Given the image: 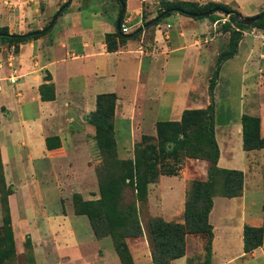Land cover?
Here are the masks:
<instances>
[{
    "label": "crops",
    "instance_id": "crops-1",
    "mask_svg": "<svg viewBox=\"0 0 264 264\" xmlns=\"http://www.w3.org/2000/svg\"><path fill=\"white\" fill-rule=\"evenodd\" d=\"M137 1L134 8L129 7L130 0L125 2L123 22L128 27L126 33L142 27L145 17L143 2L158 4V0ZM183 1L234 2L236 9L245 15L253 14L254 9L264 4V0L258 4L247 0ZM151 3L149 19L159 8ZM118 11L116 0H73L48 33L17 46L0 44V159L7 182L17 178L19 189L34 191L29 209L34 224L29 231L32 237L40 238L36 250L42 264L119 263L110 250L103 254L95 250L87 252L80 236L88 231L84 229L81 235L73 226L70 214L50 215L42 204L41 189L47 184L43 175L40 176L39 162L47 155L46 137L52 123L64 116L66 124L82 123L85 130L93 134L94 126L87 118L96 108L97 95L114 93L116 154L121 159H128L133 158L134 143L141 132L155 134L157 122L178 121L183 110L201 108L207 100L199 80L208 74L209 63L216 53L214 45H207L215 27L213 21L194 19L173 11L158 24L143 28L135 37L118 43L116 49L108 50L105 35L116 30ZM6 20L11 21L9 15L7 18L0 15V27L8 26L10 33L28 31L12 30ZM23 21L27 22L26 17ZM149 28H152V35L146 40L145 33ZM242 42L238 46V56L244 53ZM13 70L17 79L10 82L7 77ZM252 77L254 107L258 108L260 133L264 136V74L254 72ZM42 84L53 86L52 99H42ZM241 89L246 90L244 81H241ZM222 137L220 142L216 135L218 167L245 172L252 160L264 164V148L243 149L241 123L238 135ZM64 147L69 158L71 146L64 143ZM238 156L241 161L235 159ZM186 186L185 178L160 175L149 186V213L153 217L173 220L184 210ZM217 200L221 205L218 212L223 222L221 225L226 224L225 239L221 241L217 238L216 222L212 223L213 217H217ZM212 201L208 214L213 231L210 264H238L236 256L244 254V226L262 224V185L255 196L244 183L240 195L216 194ZM9 202L14 224L15 199L10 197ZM233 239L238 245L234 249L231 245ZM258 251L262 254L257 257L256 264H264V243L250 257H255ZM188 256L186 248L185 254L172 260L171 264H187ZM201 256L204 257V250ZM135 259L138 264H152L146 254H135Z\"/></svg>",
    "mask_w": 264,
    "mask_h": 264
},
{
    "label": "rangeland",
    "instance_id": "rangeland-1",
    "mask_svg": "<svg viewBox=\"0 0 264 264\" xmlns=\"http://www.w3.org/2000/svg\"><path fill=\"white\" fill-rule=\"evenodd\" d=\"M66 1L0 0V15L5 18L9 15L11 21L6 20V23L12 25V30L40 29L49 23L55 11ZM175 1L158 0V4L143 2L144 16L149 19L152 11L149 10L150 3L157 5V8L160 9ZM260 1L247 0L252 4H258ZM136 4H138L137 0H130L129 7L134 8ZM226 6L238 11L234 2H230ZM263 8L264 4L254 9L251 15L238 12L243 16L250 17L258 14ZM29 12L33 14H26ZM214 15L218 17L216 20L208 18L211 22L213 21L215 27L210 33L212 39L207 45H214L216 53L209 63L208 74L200 77L199 81L207 97L201 108H206L210 104L213 107L215 139L218 135L221 142L223 135H238V127L243 114L259 116L258 108L254 107V93L251 85L254 72L264 74V50L261 51L264 49L262 44L264 41V20L257 19L249 25L238 26L224 14L216 12ZM25 17L27 22L23 21ZM149 26L152 25L147 27ZM151 35L152 28L146 29L145 39H150ZM241 41H243L244 53H239L238 56V46ZM261 52L263 53L261 54ZM12 72L16 74L14 70ZM242 73L245 75L242 76ZM241 81L246 84L245 91L241 89ZM50 90V85L46 86V96L49 95ZM65 121L62 116L58 122L52 123L47 135L51 148H47L46 157L39 162L40 176L43 175L47 184L41 189L42 204L48 214L59 217L70 214L73 226L81 235L84 234V229L88 231L80 236L84 240L87 252L95 250L103 254L104 251L110 250L115 254L118 264H138L135 254H146L153 264L155 240L150 232V227L155 217L153 218L149 213L147 197L139 201H132L131 192L122 186L118 192L106 191L101 195L100 179L104 184L111 183L120 173L113 166L103 169L101 176L98 172L102 167V156H107L106 148L110 152L112 147L105 146L100 149L95 138V128L94 133L89 134L82 123L68 125ZM171 127L167 126L166 128L169 130ZM163 135L169 134L164 132ZM64 143L71 146L69 155H67L69 158L65 155ZM146 144L158 145L156 132L155 134L148 131L141 132L135 140L134 148L138 149ZM167 147L170 149L171 144L168 143ZM133 154L135 157L134 152ZM206 155H211V151L205 146L204 152L186 151L179 148L175 154H166L165 157L159 159L156 165L159 171H175L177 176L185 178L187 182L185 201H189L190 209L193 211L200 207L201 186L199 184L201 185L208 178L210 161ZM235 159L241 161L240 156ZM252 161L249 165L250 168L245 172L235 169L241 171L242 174H239V171L237 173L229 170L222 171L218 167L213 169L212 193L226 194L229 180L231 181V183L229 182V192L234 193L238 182L241 181L242 185L238 187L236 194L242 192L243 184L246 183V189L253 191L255 196L260 185L264 188V164L260 165L258 161ZM149 170L150 168H144L146 178L149 176ZM2 176L3 180H0V264H42L36 250L37 240L40 238L32 237L29 231L34 224V217L30 216L29 210L32 206L31 197L34 195V191L32 192L30 188L19 189L16 185L19 183L17 178L7 182L3 168ZM150 184H147V195ZM10 197L15 199V221L13 224L11 216V235L3 225L4 208L8 205L10 210ZM220 210L221 205L217 200V217H213L212 223L216 222L219 241L225 239L223 233L224 226H226V224L221 225L223 222L220 219V213L218 214ZM171 221L183 223L184 210L182 213L176 214ZM234 240L231 242L233 249L238 247L237 241ZM205 242L206 234L202 232L185 235L184 247L185 250L188 249L189 253L187 264H199L204 259L201 256V251L204 250ZM222 243L224 244L225 241ZM238 249L241 250L240 246ZM156 250L159 251V248ZM260 254L262 253L258 251L253 258L245 253L237 255L236 258L239 259L237 262L238 264H256ZM171 261L169 260L168 264H171Z\"/></svg>",
    "mask_w": 264,
    "mask_h": 264
},
{
    "label": "trees",
    "instance_id": "trees-1",
    "mask_svg": "<svg viewBox=\"0 0 264 264\" xmlns=\"http://www.w3.org/2000/svg\"><path fill=\"white\" fill-rule=\"evenodd\" d=\"M118 3L119 11L117 20L119 24L123 22L125 16V2L126 0H116ZM69 5L67 3L65 7ZM218 8V11L213 12L212 9ZM165 9H171L167 14L158 17L153 20L150 25L158 24L162 18L169 16L173 11H177L182 15L191 17L194 19L209 18L216 20V12L224 14L225 17L228 16L230 20L235 22L238 26H244L241 23L235 21V16L232 13L238 12L226 6V4L221 2L209 1L207 3H198L196 1H183L176 0L166 4L163 8L157 10V15ZM62 10V11H63ZM62 11L59 13L61 15ZM210 11V13H207ZM196 14V15H194ZM58 15V16H59ZM260 15V20H264V8L258 14L250 17H255ZM258 19V20H259ZM150 19L144 17L143 24L148 22ZM53 24L47 28L46 31L40 34L34 35H11V34H21V33H10L8 27H0V44H14L18 45L29 39L37 38L46 32H48L54 25ZM44 25L42 28L46 27ZM36 30V29H34ZM33 30H28L23 33H27ZM142 31L139 27L135 31L130 33H124L121 29H117L113 33H107L105 35V42L108 50H114L118 43H121L129 38L135 37ZM50 85V93L48 96L45 95L46 86ZM40 92L42 99H52L54 97V90L51 84H42L40 86ZM116 103V95L114 93H101L96 97V108L93 112L88 115L87 121L91 123L95 128V138L98 146L103 148L105 146H111L112 150L109 152L106 148V155L102 156V167L99 170V175L101 176V171L107 166H113L117 168L120 173L115 180L111 183H102L100 179V194L104 192H118L120 186L124 187L125 190L128 189L131 192V199L141 200L147 197V184L153 183L158 180L159 175H176L175 171H159L157 170V163L159 159L165 157V155L175 154L179 148L186 151H202L204 152V146L211 151V155H206L209 158L210 165L208 169V178L205 182L199 184L201 186L200 207L198 210H191L189 201H185L184 205V222H172L166 221L160 217H153L151 223L150 232L154 236L155 240V251L153 254V264H168L169 260L177 259L185 254L184 247V237L186 234H194L197 232H202L206 234V242L204 246V259L199 264H210L211 260V243L213 238L212 225L208 220V214L212 208V197L216 195L212 193V176L213 169L215 170L217 166V161L219 158V148L215 139L214 132V121H213V107L208 105L206 108H196V109H185L182 112L181 118L178 121H160L156 123V133L158 145L154 146L152 144H146L138 149H133L135 157L133 158L121 159L116 154V143L114 137L113 129V118L114 109ZM242 124V136H243V149L244 150H254L264 148V136L260 133V118L259 116L243 114L241 117ZM167 126H172L171 129L167 130ZM166 132L169 135H163ZM171 144V148L167 147V144ZM46 147L51 148L50 139L46 137ZM146 155V157H145ZM150 168L149 176L146 178L144 174V168ZM220 168V167H218ZM222 171L238 172L235 169H223ZM239 171V174L242 172ZM0 180H3L2 176V163L0 159ZM229 182L228 188L225 196H236L240 195L241 192L237 193L238 185L234 193L229 192ZM262 224L260 226H251L246 224L243 229V251L247 255H250L255 249L262 246L264 243V188H263V201H262ZM3 225L6 226L8 232L11 235V215L9 206L6 205L4 208ZM159 248V251L156 250Z\"/></svg>",
    "mask_w": 264,
    "mask_h": 264
},
{
    "label": "water",
    "instance_id": "water-1",
    "mask_svg": "<svg viewBox=\"0 0 264 264\" xmlns=\"http://www.w3.org/2000/svg\"><path fill=\"white\" fill-rule=\"evenodd\" d=\"M71 0H67L65 4H63L60 8H58L55 13L52 15L48 25L44 28H40V29H36V30H33V31H30V32H27V33H21V34H11V35H26V36H29V35H34V34H40L41 32L43 31H46L47 28H49L53 22L57 19L59 13L63 10V8L65 7V5L67 3H69ZM171 9H165L163 10L162 12H160L158 15H156L155 17H153L152 19H150L148 22L144 23L142 25V29L147 27L148 25H150V23L153 21V20H156L158 17H161L165 14H167L168 12H170ZM213 12L215 11H218V8H214L212 9ZM207 13H210V11H208ZM235 16V21L238 22V23H241L243 25H249L251 23H253L255 20L259 19L261 16L258 15V16H255V17H249V16H243L242 14H240L239 12H232ZM196 15V14H194ZM116 29L119 31L120 30V24H119V20L116 21ZM2 33H0L1 35Z\"/></svg>",
    "mask_w": 264,
    "mask_h": 264
},
{
    "label": "built area",
    "instance_id": "built-area-1",
    "mask_svg": "<svg viewBox=\"0 0 264 264\" xmlns=\"http://www.w3.org/2000/svg\"><path fill=\"white\" fill-rule=\"evenodd\" d=\"M120 29H121L124 33L128 32V27H127V25H126L124 22H122V23L120 24ZM262 44L264 45V41L262 42ZM7 79H8L9 81H11V82H14V81L17 79V76H16V74H14V73L12 72L11 74L8 75Z\"/></svg>",
    "mask_w": 264,
    "mask_h": 264
}]
</instances>
